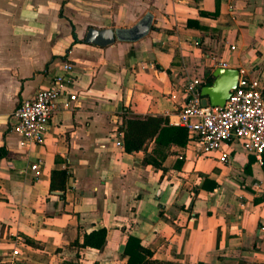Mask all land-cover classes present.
Wrapping results in <instances>:
<instances>
[{
    "label": "crops",
    "instance_id": "obj_1",
    "mask_svg": "<svg viewBox=\"0 0 264 264\" xmlns=\"http://www.w3.org/2000/svg\"><path fill=\"white\" fill-rule=\"evenodd\" d=\"M215 9V0H0V264H126L129 233L162 264H264V155L260 164L232 142L220 162L188 134L162 154L155 135L132 152L122 144L124 120L173 125L186 79L206 86L219 61L264 87V0H220L216 17L200 14ZM146 13L151 29L137 41L85 42L90 28H130ZM66 60L76 101L59 100L69 105L53 112L43 144L20 146L13 112ZM52 170L67 171L63 191L50 188ZM101 227L102 249L73 245Z\"/></svg>",
    "mask_w": 264,
    "mask_h": 264
},
{
    "label": "built area",
    "instance_id": "obj_2",
    "mask_svg": "<svg viewBox=\"0 0 264 264\" xmlns=\"http://www.w3.org/2000/svg\"><path fill=\"white\" fill-rule=\"evenodd\" d=\"M218 65L228 67L226 62L219 61ZM73 67L72 62L64 61L60 71L51 77L49 86L37 90L15 109L11 130L20 137V146L43 144L53 112L60 106L68 107L69 101H76V94L68 89L73 82ZM238 71L237 86L223 106H203L200 94L203 81L197 77L186 79L184 102L173 125L186 129L189 139L204 153L219 152L220 162L228 160L229 151L224 147L239 142L261 164L264 155V87L257 79H250L244 68ZM63 96L69 101L60 102ZM116 144L121 145V142ZM41 163L37 160L30 165L35 180L39 179ZM18 254V250L12 251L13 256Z\"/></svg>",
    "mask_w": 264,
    "mask_h": 264
},
{
    "label": "trees",
    "instance_id": "obj_3",
    "mask_svg": "<svg viewBox=\"0 0 264 264\" xmlns=\"http://www.w3.org/2000/svg\"><path fill=\"white\" fill-rule=\"evenodd\" d=\"M216 9L214 12H204L200 11L201 15L216 17L219 11L220 0H215ZM189 24V20H188ZM74 40H77L75 32H72ZM214 76L210 75L205 85H210L214 81ZM151 122V123H149ZM163 117H148L145 120L140 119H128L124 120V125L122 127L123 140L122 144L125 151L132 152L138 149H142L144 142L147 138L155 137V148L154 151L162 154L161 147L163 144H175V145H185L188 137L186 129L180 126L168 125L164 126ZM168 142V143H167ZM248 167V166H246ZM67 177L66 170H52L50 188L54 190L65 189V180ZM210 184V185H208ZM217 184L215 182H204L201 184L202 188L213 189ZM23 240L26 244L34 248H40L41 244L28 237L23 236ZM106 243V228L101 227L98 229H93L89 232H83L82 242L75 240L73 242L74 246L78 247H91L95 249H102ZM124 252L128 255V261L126 264H162V262L152 258V253L148 249L144 248L137 237L129 233ZM65 264V263H64Z\"/></svg>",
    "mask_w": 264,
    "mask_h": 264
},
{
    "label": "water",
    "instance_id": "obj_4",
    "mask_svg": "<svg viewBox=\"0 0 264 264\" xmlns=\"http://www.w3.org/2000/svg\"><path fill=\"white\" fill-rule=\"evenodd\" d=\"M152 15L146 13L130 28L101 29L90 28L85 36V42L98 46L112 44L115 40L133 42L143 38L151 29ZM214 81L201 87V104L223 106L231 91L237 86L239 71L236 68L218 67L214 72Z\"/></svg>",
    "mask_w": 264,
    "mask_h": 264
}]
</instances>
